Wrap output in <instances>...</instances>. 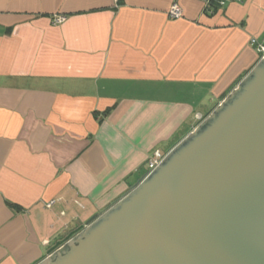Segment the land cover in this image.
<instances>
[{"label":"crops","instance_id":"crops-1","mask_svg":"<svg viewBox=\"0 0 264 264\" xmlns=\"http://www.w3.org/2000/svg\"><path fill=\"white\" fill-rule=\"evenodd\" d=\"M252 40L264 0H0V264L131 193L259 63Z\"/></svg>","mask_w":264,"mask_h":264},{"label":"water","instance_id":"water-1","mask_svg":"<svg viewBox=\"0 0 264 264\" xmlns=\"http://www.w3.org/2000/svg\"><path fill=\"white\" fill-rule=\"evenodd\" d=\"M39 264H264V58L126 197Z\"/></svg>","mask_w":264,"mask_h":264},{"label":"built area","instance_id":"built-area-1","mask_svg":"<svg viewBox=\"0 0 264 264\" xmlns=\"http://www.w3.org/2000/svg\"><path fill=\"white\" fill-rule=\"evenodd\" d=\"M205 4L206 12L214 13L215 8L213 5H216L217 8L224 7L226 5V0H202ZM171 18L178 19L182 17V10L180 6L175 3L169 12ZM55 22L63 21L62 18H58L54 20ZM251 45L256 48V51L260 55V60L264 58V45L259 44L257 40H252ZM164 156H162L159 152L155 154L154 159L149 164V173L153 172L164 160Z\"/></svg>","mask_w":264,"mask_h":264},{"label":"trees","instance_id":"trees-1","mask_svg":"<svg viewBox=\"0 0 264 264\" xmlns=\"http://www.w3.org/2000/svg\"><path fill=\"white\" fill-rule=\"evenodd\" d=\"M214 8H217L216 5H213ZM215 12V11H214Z\"/></svg>","mask_w":264,"mask_h":264}]
</instances>
